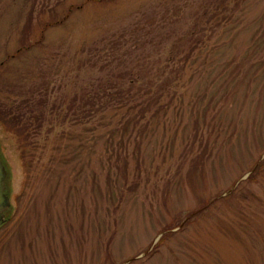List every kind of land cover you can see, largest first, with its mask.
<instances>
[{
    "label": "rangeland",
    "instance_id": "374dc122",
    "mask_svg": "<svg viewBox=\"0 0 264 264\" xmlns=\"http://www.w3.org/2000/svg\"><path fill=\"white\" fill-rule=\"evenodd\" d=\"M0 158V264H264V0H0Z\"/></svg>",
    "mask_w": 264,
    "mask_h": 264
},
{
    "label": "water",
    "instance_id": "95a60500",
    "mask_svg": "<svg viewBox=\"0 0 264 264\" xmlns=\"http://www.w3.org/2000/svg\"><path fill=\"white\" fill-rule=\"evenodd\" d=\"M7 170L0 158V229L8 222L5 212L10 206L9 197L4 193L6 189Z\"/></svg>",
    "mask_w": 264,
    "mask_h": 264
},
{
    "label": "trees",
    "instance_id": "16d2710c",
    "mask_svg": "<svg viewBox=\"0 0 264 264\" xmlns=\"http://www.w3.org/2000/svg\"><path fill=\"white\" fill-rule=\"evenodd\" d=\"M43 36V35H42Z\"/></svg>",
    "mask_w": 264,
    "mask_h": 264
}]
</instances>
